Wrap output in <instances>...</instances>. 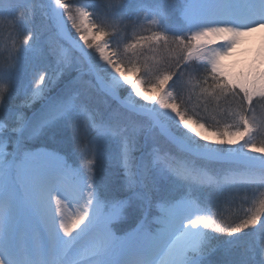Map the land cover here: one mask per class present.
Masks as SVG:
<instances>
[{
  "label": "snow or ice",
  "instance_id": "1",
  "mask_svg": "<svg viewBox=\"0 0 264 264\" xmlns=\"http://www.w3.org/2000/svg\"><path fill=\"white\" fill-rule=\"evenodd\" d=\"M36 3L0 9L13 41L0 66V264H264V199L253 202L264 155L245 151L264 153L254 139L264 137V53L238 72L223 63L264 30V0H158L133 19L121 15L125 0L75 14L55 0L62 19L44 41L32 29ZM172 18L185 31L169 34ZM22 49L53 71L14 90ZM104 142L112 149L100 151ZM62 201H83L70 222ZM209 233L248 236L225 246ZM241 243L250 256L235 262Z\"/></svg>",
  "mask_w": 264,
  "mask_h": 264
},
{
  "label": "rangeland",
  "instance_id": "2",
  "mask_svg": "<svg viewBox=\"0 0 264 264\" xmlns=\"http://www.w3.org/2000/svg\"><path fill=\"white\" fill-rule=\"evenodd\" d=\"M68 1L71 2V9L73 10V13H76V9L79 8L80 6L85 7L86 9L89 10V4L91 3L92 0H63V2L65 4H68ZM134 1L139 3V7H144L147 10H152L154 9L157 4H158V0H129L126 5L122 8L126 13L127 16H132L134 18V12L135 10H132V4L134 3ZM9 3H16V4H24L25 0H8L6 3H0V9L5 8ZM55 0H37L36 3V8H35V13H34V20L32 23V29L34 32H36L42 41L47 40L48 36H49V31L51 30L52 26L58 21L61 20L62 18L60 17V14L58 12L55 11ZM138 8V7H137ZM65 19H67V15H65ZM87 23V21H86ZM165 30L170 33V34H179L182 33L183 31H185V27L182 24H179L178 22H176V20L174 18L168 20L165 25ZM68 28L71 29V21H69L68 23ZM153 28L155 30V25H153ZM73 32H75L74 29H72ZM151 33V32H149ZM145 35H150V34H145ZM8 31L5 29V25L2 22V20H0V63L4 61V55H3V49L6 46H10L13 41L9 40L8 38ZM22 38V37H21ZM91 38V37H90ZM77 39H78V35H77ZM107 39L104 36H100V41H103ZM111 44V42H109ZM106 51L108 52V54L110 55L111 52L113 51V49L111 47H108L106 49ZM129 56L130 53H128ZM98 55V54H97ZM32 56L30 55H26L24 50L22 49L19 53H18V62L17 64L19 67V75H25V73L27 72L28 68L31 66L34 67V71H39V70H43L45 68H47V65L45 64V59L41 58L40 60H37L36 57H34L32 63H31V59ZM93 61L95 60V57H90ZM48 63V62H47ZM101 63H103V61H101ZM121 69L123 70V65H121ZM228 71H231L230 69ZM32 74V73H31ZM130 79H132L133 81L136 80V77L139 75V73H134V72H127L126 73ZM27 78V77H26ZM24 78V80L26 79ZM142 79V77H141ZM31 81L32 79H28V85H31ZM127 87V86H125ZM145 88L148 87V85H144ZM171 91V90H169ZM146 94H150V93H146ZM162 94V93H161ZM50 96H54L49 94ZM157 99H159V95H157L156 97ZM14 101L10 98L9 103H13ZM149 103H155V101H150ZM41 108V104L38 102L35 106H34V110L35 111H39ZM164 109H161V112H164ZM170 111V110H167ZM163 122V124H165L167 126L168 122L167 120H161ZM232 121H228V125L231 126L232 125ZM221 125V124H220ZM223 127H221V130L224 129V124H222ZM193 126L196 127L203 135L204 133L202 132V129H204L205 131L208 132H212L215 134V136L213 138H211L209 140V142H214L216 140L219 139L218 135H216V133L214 131L209 130L207 127L201 128L199 124L195 123V118L193 117ZM254 139L257 141V144L259 146V144L261 142H264V137H261L259 135L255 136ZM243 143V141H239L237 145H235V147H239V144ZM113 147V145H111L110 142H104L103 144L100 145V151H107V150H111ZM68 151H72V146L68 149ZM245 151L251 152L248 149H245ZM254 152H252L253 154ZM261 155H264V153H260ZM72 159L74 161L77 160V157L75 155V153H72ZM81 165H83L84 161H80ZM105 174L104 172V166L101 165L96 173V180H97V184H99V181H101V177ZM257 174H258V170H257ZM261 192H264V189H260L256 191V195L254 197L253 202L256 204V206H259V201L261 199H264V196H261ZM67 201H62V205H63V209H65L67 211V216H65V220L66 222H70L72 219L75 218L76 215L79 214L81 207L83 206V201H81L80 204H76L74 202L73 208L71 210V207H69L70 205L67 204ZM68 205V206H67ZM197 207H199L200 205L197 204ZM244 208H247L248 205H243ZM212 211L215 212L216 209L212 208ZM212 219H217L215 216L210 217ZM211 242L213 244H215V242H217L219 240L220 237L224 236V235H217L214 233H209L208 234ZM248 234H239L236 237H231L225 241H218L220 242V244L228 246L229 244L235 242V241H244L247 238ZM243 247V244H239L235 250V254L232 257V260L235 262H239L242 260H247L249 259L250 254H242L241 253V248ZM257 259H259V256L256 257Z\"/></svg>",
  "mask_w": 264,
  "mask_h": 264
},
{
  "label": "bare ground",
  "instance_id": "3",
  "mask_svg": "<svg viewBox=\"0 0 264 264\" xmlns=\"http://www.w3.org/2000/svg\"><path fill=\"white\" fill-rule=\"evenodd\" d=\"M7 1L8 0H0V3H6ZM218 39L219 38H216L217 41ZM262 53H264V30H257L241 37L236 48L229 54V56L224 58L223 63L226 70L230 69L232 72H238L257 63ZM161 126L162 128H166L165 125L161 124ZM202 132L205 136L209 137V140L215 136L214 133L205 131L204 129H202ZM249 154L261 155L260 153L252 154V152H249ZM73 205L74 202L69 206L71 207V210ZM63 212L65 216L68 215L65 209H63Z\"/></svg>",
  "mask_w": 264,
  "mask_h": 264
},
{
  "label": "trees",
  "instance_id": "4",
  "mask_svg": "<svg viewBox=\"0 0 264 264\" xmlns=\"http://www.w3.org/2000/svg\"><path fill=\"white\" fill-rule=\"evenodd\" d=\"M126 1V3L129 1V0H125ZM126 3H125V5H126ZM68 5L69 6H71V2L70 1H68ZM124 5V6H125ZM139 5V3L136 1H134V3L132 4V10H136L137 9V7H139L138 6ZM103 4H102V0H92L91 1V3L89 4V10H93V11H96V12H99V11H101L102 9H103ZM121 15L125 18V19H133V17L132 16H127V13L123 10V9H121ZM154 30V28H153V25L152 26H149V25H147V24H145L144 25V28H143V30H142V32H141V34L142 35H145V34H151V33H149V32H152ZM109 31H111V30H109ZM74 33V32H73ZM170 34V33H169ZM74 35V34H73ZM135 40V34L134 33H129V41L128 42H133ZM121 48H123V45H121ZM126 55H128L129 56V54L127 53ZM130 55H131V53H130ZM37 58V60H40L41 59V57H36ZM32 60H31V63H32V61H33V59H34V57H32L31 58ZM48 61L45 59V64L47 65V68H45V69H43V70H47V71H49V72H51V71H53V69H52V67H51V65H50V63L48 62ZM18 65L19 64H17V68H16V72H15V74H14V90H15V85H16V83H18L21 87H26V88H31V86H32V84L29 86L28 85V82H27V80L28 79H32V75H33V73L35 72L33 69H34V67L33 66H31V64H30V67L28 68V70H27V72L25 73V75H19V72H20V70H19V67H18ZM0 66H3V62H1L0 63ZM32 73V74H31ZM27 77V78H26ZM24 78H26L25 80H24ZM143 79H145L144 77H142V80ZM56 92H57V89H52V90H50V93L49 94H51V95H55L56 94ZM14 101V100H13ZM15 102V101H14ZM13 102V103H14ZM221 127H223V125L221 124V125H219V128L221 129ZM72 146V144L71 143H69L68 144V146H67V150L70 148ZM97 180H98V178H97ZM99 183H100V181H99ZM228 237H226V236H222V237H220L219 238V240L218 241H223V240H225L226 241V239H227ZM217 241V242H218ZM220 241V242H221ZM217 242H215V244L217 243ZM219 242V243H220Z\"/></svg>",
  "mask_w": 264,
  "mask_h": 264
},
{
  "label": "water",
  "instance_id": "5",
  "mask_svg": "<svg viewBox=\"0 0 264 264\" xmlns=\"http://www.w3.org/2000/svg\"><path fill=\"white\" fill-rule=\"evenodd\" d=\"M62 10V9H61ZM160 124H162V125H165V124H163V122L162 121H160ZM166 126V125H165Z\"/></svg>",
  "mask_w": 264,
  "mask_h": 264
}]
</instances>
